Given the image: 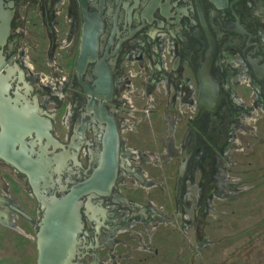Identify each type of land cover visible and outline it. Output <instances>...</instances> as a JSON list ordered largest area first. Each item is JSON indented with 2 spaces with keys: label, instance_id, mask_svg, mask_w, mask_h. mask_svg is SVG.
I'll return each instance as SVG.
<instances>
[{
  "label": "flooded vegetation",
  "instance_id": "obj_1",
  "mask_svg": "<svg viewBox=\"0 0 264 264\" xmlns=\"http://www.w3.org/2000/svg\"><path fill=\"white\" fill-rule=\"evenodd\" d=\"M13 113L58 143L35 130L1 139ZM112 126L115 176L107 193L81 197L72 264H117L122 249L131 264L132 240L161 229L193 232L187 264L227 245L214 222L244 193L226 196L229 173L243 138L264 135V0H0V147L68 152L60 178L76 182L99 166ZM41 216L25 173L0 156V264L21 254L16 238L37 264Z\"/></svg>",
  "mask_w": 264,
  "mask_h": 264
},
{
  "label": "water",
  "instance_id": "obj_2",
  "mask_svg": "<svg viewBox=\"0 0 264 264\" xmlns=\"http://www.w3.org/2000/svg\"><path fill=\"white\" fill-rule=\"evenodd\" d=\"M86 60L84 53L80 52L77 64H83ZM107 85H109V81H107ZM208 92L209 90L201 84L198 95L199 108L205 105V103L202 104V101ZM212 93L211 101L213 103L211 106L218 98L217 84ZM92 94H98V92L92 91ZM13 115L15 117L12 120L8 118L5 122L6 130L1 139L7 140L14 137L15 140L21 141L25 134L35 130L38 139L46 135L49 139L47 143L52 142L54 146L58 143L50 133L42 132L39 123L34 125L33 121L18 117L21 113H13ZM109 136H113L114 142L103 154L99 166L93 169L88 177L76 182L70 176L65 178L64 182L60 178L63 161L69 155L68 152L57 151L48 155L46 144H44L36 151L35 158H32L30 154L22 155L19 158L11 150H4L0 147V156L25 173L42 209V216L36 232L37 264H72V259L79 253L83 240L81 233L84 223L80 211L81 197L93 192L107 193L115 176L117 141L114 126L109 132ZM71 154L73 157L76 156V152H71ZM182 170L183 165L181 164L178 176ZM54 174H56L55 178ZM56 191L59 192V195H56ZM204 223V221H199L196 225L195 232L199 239L203 234ZM189 264H194L193 254L189 257Z\"/></svg>",
  "mask_w": 264,
  "mask_h": 264
},
{
  "label": "rangeland",
  "instance_id": "obj_3",
  "mask_svg": "<svg viewBox=\"0 0 264 264\" xmlns=\"http://www.w3.org/2000/svg\"><path fill=\"white\" fill-rule=\"evenodd\" d=\"M242 151L245 154L237 153L235 156L238 164L229 173V186L226 189L229 193L226 196L228 197L230 192H246V189L253 186L252 184L257 183L256 195L236 199L241 203L240 207L229 205L226 212L230 213V218L221 215L227 208L223 207L217 216L216 210H212L211 218L216 216L217 221L214 223L219 226L216 233L219 238L216 243L224 240L230 242L227 245L222 244L213 251V254L198 255L196 264H264V135L255 136L252 133L244 137ZM235 176L236 179H231ZM19 196L21 201L26 199L24 195L19 194ZM24 203L28 205L27 202ZM5 232L9 235L11 233ZM148 234L150 235L149 232ZM211 234L216 238V235L212 232ZM236 234L239 236L232 239ZM151 236H146L151 239L144 238L146 244L142 240H132V249L129 253L131 264H187L190 250L185 246L190 242L194 243L193 232L189 231L188 234L183 235L180 230L162 231L161 229L157 237ZM15 241H18V245L23 247V250L21 254L15 253L14 264H30L29 259L32 255L25 249L24 242L18 238ZM216 243L213 245H217ZM153 247L157 248V254H153ZM121 252L123 255L118 259L117 264H128V249L127 251L122 249Z\"/></svg>",
  "mask_w": 264,
  "mask_h": 264
},
{
  "label": "trees",
  "instance_id": "obj_4",
  "mask_svg": "<svg viewBox=\"0 0 264 264\" xmlns=\"http://www.w3.org/2000/svg\"><path fill=\"white\" fill-rule=\"evenodd\" d=\"M257 188H258V184L257 183H255L251 188H249L246 192H244L243 194H241V195H239V196H237V197H235L234 199H233V201L230 203L229 202V205H232V206H241L240 204V202L238 203L237 201H236V199H239L240 197H245V196H254V195H256L255 193L257 192ZM228 205V206H229ZM229 218H230V215H229Z\"/></svg>",
  "mask_w": 264,
  "mask_h": 264
}]
</instances>
